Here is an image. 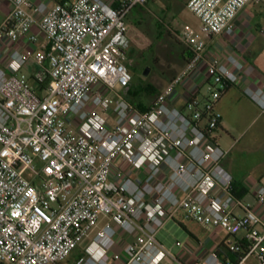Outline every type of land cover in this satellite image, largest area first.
I'll return each mask as SVG.
<instances>
[{"label": "built area", "instance_id": "built-area-1", "mask_svg": "<svg viewBox=\"0 0 264 264\" xmlns=\"http://www.w3.org/2000/svg\"><path fill=\"white\" fill-rule=\"evenodd\" d=\"M7 1L0 23L8 48L0 63V264H60L93 231L74 264H99L120 233L131 238L123 264H264V184H248L254 204L234 195L215 136V105L250 65L239 53L205 61L208 94L191 96L186 113L169 102L204 61L202 37L231 35L237 13L264 0H188L198 30L176 38L190 56L145 110L126 97V17L148 0H121L116 8L103 0ZM22 42L25 49L16 46ZM30 62L33 86L22 71ZM242 92L264 113V87L243 84ZM20 165L33 176L19 173ZM174 219L225 232L233 237L223 242L230 252L241 240L242 256L223 261L205 241L175 242L189 260L172 254L156 236Z\"/></svg>", "mask_w": 264, "mask_h": 264}, {"label": "crops", "instance_id": "crops-1", "mask_svg": "<svg viewBox=\"0 0 264 264\" xmlns=\"http://www.w3.org/2000/svg\"><path fill=\"white\" fill-rule=\"evenodd\" d=\"M31 1L33 4L45 3L47 5H51L53 3H65L68 2L69 0H31ZM103 1L108 6L113 8H116L121 2V0H103ZM153 1L160 3L156 6L157 7L156 12L158 14H155V11H152L150 8H148L147 6L149 2L148 0L144 6L134 7L126 18L134 17L137 24H142L144 20L140 12V10H142L145 11L146 14H148V16L154 19L157 28H159V25L163 27H167V32L170 35H172L174 38H176V34L188 30V28H183L185 26L184 24L182 25L183 22H181V18H180L181 9L183 8V5L186 7V3L188 0H185L184 3L179 6L173 5L169 0H162L161 2L158 0H153ZM10 8L11 5L8 2V7L2 16L0 23L5 18ZM133 10H136L135 13H133ZM172 26L181 27L183 29L182 31L177 32L176 30H173ZM198 26H199V21H198ZM232 26H233V32L231 35L227 36L220 34L211 37H202V40L205 42L206 45L204 61L198 65L196 71L193 72L190 80L186 84L178 86L173 91V93L169 97V102L175 108L181 110L183 113H186L185 103L191 96H194L197 99H201L206 96L202 94V90L204 87V84H202V79L205 69V61L217 58L220 62H222L223 56L227 53H239L242 55V57H244L247 64L250 65L252 71L245 76L244 80L242 78L240 85L228 87L217 101L215 105V112L219 114L220 121H219V127L215 132V136H216L217 144L224 151H226V156L223 158L221 162L222 167L231 175L232 183H237L244 188L245 195L242 198L247 202L254 204L253 197L247 192L248 184L253 182L264 184V171H261L259 173V176L256 178L253 176H248L244 172H240L238 170V167L243 166V158L241 157V155L243 156L242 87L243 84H249L253 87L257 85L264 87V67H261L257 64L259 58L257 52L258 50L256 49L259 48V46H264V22L259 21V19L256 16V13H252L245 6L242 10H240L237 13L235 18L233 19ZM128 29H129L130 40H132L131 38H133V34H132L133 26L131 29L130 28ZM176 40L178 39L176 38ZM16 46H18V48L20 49H25L26 46L28 45L22 42V43H17ZM7 52H8V48L0 43L1 64H4ZM189 56H190V52L186 47V54L184 60L187 61ZM35 69H36V65L33 62H30L22 70L23 73L27 76L29 83L31 85H34L33 73ZM200 96L202 97L200 98ZM255 107L257 108L256 105ZM260 114H264V113H261L259 110V115ZM72 122H74V119H72ZM224 137L228 139L224 140ZM221 142H223V145L221 144ZM104 221H106V219ZM172 222L182 226L184 225V221L181 222L178 219H174L172 220ZM199 227L202 230H204V232H206V237L200 239L195 234L188 232L190 239H192L194 243L198 241H205L207 242V246L211 245L217 248L222 242H226L227 240H229L226 233L221 230L204 229L201 226ZM117 241H120L121 244L124 245L126 241H131V238L124 237L120 233ZM176 254L179 255L180 257H183V259L185 258H187V260L191 259L188 253L184 250H181L180 248L178 249V252ZM247 264H257V263L254 259L250 258L248 259Z\"/></svg>", "mask_w": 264, "mask_h": 264}, {"label": "rangeland", "instance_id": "rangeland-1", "mask_svg": "<svg viewBox=\"0 0 264 264\" xmlns=\"http://www.w3.org/2000/svg\"><path fill=\"white\" fill-rule=\"evenodd\" d=\"M162 1V0H158ZM173 5L179 6L185 0H169ZM160 4L153 0H149L148 8L156 12V6ZM8 7L6 0H0V20ZM246 8L252 13H256L259 21L264 22V4L250 2ZM136 10H133L135 13ZM144 20L142 24H137L134 17L126 18L128 28H132L133 38H131L128 59L132 61L129 71L132 75V81L129 89L126 91L127 100L134 105L138 102L143 106H150L155 96L163 87L169 83L184 67L186 47L182 45L176 38L167 32V27L155 24L152 17L148 16L145 11L140 10ZM181 22L185 27L197 30L198 19L184 5L181 9ZM177 32L182 31L181 27L172 26ZM36 34L38 41L43 43L44 34L38 29H32ZM204 39V38H203ZM258 51L257 64L264 67V46L256 48ZM147 75H143L144 69ZM33 86V85H32ZM151 87L154 92L147 93L145 87ZM132 92V93H131ZM136 96L133 98L134 93ZM202 94L207 95L206 87H203ZM202 96H200L201 98ZM202 99V98H201ZM228 139L224 137V140ZM223 145V142H221ZM243 166L238 167L240 172H244L248 176L258 177L261 171H264V114L259 115V110L255 105L243 94ZM258 162V163H257ZM256 164V165H255ZM19 173L26 178L33 176L32 172L20 165ZM245 175V176H246ZM104 220L100 219L98 226L101 227ZM193 233L200 239L206 237V232L197 224L184 221V225H179L172 221L166 223L158 232L156 238L169 250L172 254L178 252L179 247L175 245L176 241L185 243L193 242L189 233ZM95 231L91 232L90 237L84 238L78 248L72 252L70 257L60 264H74L75 260L82 253L86 245L93 239ZM242 235L237 233V237ZM233 240V237H228ZM114 259V260H112ZM127 260L126 252L120 241H116L101 257L99 264H123ZM250 261V260H249ZM160 264H174L167 259Z\"/></svg>", "mask_w": 264, "mask_h": 264}, {"label": "trees", "instance_id": "trees-1", "mask_svg": "<svg viewBox=\"0 0 264 264\" xmlns=\"http://www.w3.org/2000/svg\"><path fill=\"white\" fill-rule=\"evenodd\" d=\"M145 91L147 93L154 92L151 87H147V86L145 87ZM133 93H134V95H133V98H134L136 96V92H133ZM136 106L140 110H145L147 108V107L143 106L140 102H138L136 104ZM232 193L234 195H236L237 197H241V198L245 195L244 188L241 185L237 184V183H232ZM237 241L239 243H238V249H237L236 252H230V251H228L225 243H223V242L217 247V250H216L217 251V254H219V256L222 257V260L223 261H225V259L228 258L230 261L235 262V260L237 258H239L240 256H242L243 250H244L243 244H242L241 240L237 239Z\"/></svg>", "mask_w": 264, "mask_h": 264}, {"label": "water", "instance_id": "water-1", "mask_svg": "<svg viewBox=\"0 0 264 264\" xmlns=\"http://www.w3.org/2000/svg\"><path fill=\"white\" fill-rule=\"evenodd\" d=\"M147 70H148L147 68H146V69H144V71H143V75H144V76H146V75H147Z\"/></svg>", "mask_w": 264, "mask_h": 264}, {"label": "flooded vegetation", "instance_id": "flooded-vegetation-1", "mask_svg": "<svg viewBox=\"0 0 264 264\" xmlns=\"http://www.w3.org/2000/svg\"><path fill=\"white\" fill-rule=\"evenodd\" d=\"M132 65V61L130 62V66Z\"/></svg>", "mask_w": 264, "mask_h": 264}]
</instances>
